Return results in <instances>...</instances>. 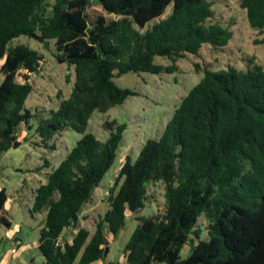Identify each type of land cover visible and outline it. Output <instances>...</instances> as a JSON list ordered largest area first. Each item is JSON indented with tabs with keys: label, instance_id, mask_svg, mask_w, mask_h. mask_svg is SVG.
<instances>
[{
	"label": "trees",
	"instance_id": "trees-1",
	"mask_svg": "<svg viewBox=\"0 0 264 264\" xmlns=\"http://www.w3.org/2000/svg\"><path fill=\"white\" fill-rule=\"evenodd\" d=\"M0 0V158L27 143L21 126L47 144L66 130L81 137L35 194L30 213L44 214L38 248L43 264H94L110 253L127 214L147 207L149 189L163 183L165 210L141 216L123 254L128 264H264V67L213 70L176 108L162 135L148 140L136 159L126 156L109 190V209L95 231L81 226L85 206L115 166L128 127L107 122L106 141L89 132L96 112L107 113L137 91L117 80L129 73L175 74L177 62L199 56L205 45L227 47L230 27L212 22L211 0ZM250 26L264 34V0H241ZM170 10V14L167 12ZM27 37L75 70L68 98L47 114L26 103L30 75L44 55ZM262 44V41H257ZM168 60L164 65L157 60ZM26 72V74H22ZM22 75L25 82H18ZM0 190V225L8 201ZM208 222V239L199 226ZM75 230L71 241L65 232ZM191 253L182 257L183 248Z\"/></svg>",
	"mask_w": 264,
	"mask_h": 264
},
{
	"label": "rangeland",
	"instance_id": "rangeland-1",
	"mask_svg": "<svg viewBox=\"0 0 264 264\" xmlns=\"http://www.w3.org/2000/svg\"><path fill=\"white\" fill-rule=\"evenodd\" d=\"M214 3L212 22H218L230 27L234 33L233 40L227 47L214 48L205 45L199 56L188 55L177 62L179 70L175 74L153 75L149 73H129L117 80L119 86L129 88L139 93L130 97L125 104L112 108L107 113L96 112L89 125V132L98 139L106 141L109 132L105 129L107 122L116 121L126 124L128 129L124 135L123 146L118 160L106 176L101 187L96 189L92 201L85 206L81 226L95 231L96 221L109 209V190L113 187L118 176L121 161L126 156L133 159L139 155L142 147L150 139L159 138L167 123L171 120L176 108L189 91L199 83L204 76V68L213 70L233 67L247 70L250 67L249 58L255 57L256 63L264 67V34L250 26L246 11L240 6L241 0H211ZM95 4L92 8L99 10ZM171 8L167 11L170 14ZM262 41V44H257ZM25 45L44 55L41 70L30 75L29 82L34 91L29 96L26 106L34 113L47 114L56 108L58 103L68 98L75 81V70L61 64L54 57V44L50 49L38 41L21 37L12 46ZM164 65H170L168 60H157ZM26 74V72H22ZM18 82L25 80L20 75ZM34 129L20 127L19 138H28L18 149H12L0 158V190L6 188L8 201L3 214L11 223L10 227L0 225V264H43V256L38 248L40 229L45 215L32 217L36 189L46 182L48 172L56 168L81 137L78 133L66 130L57 134L47 144L43 143L37 132V117L32 120ZM38 164L43 172L37 170ZM165 187L163 183L152 185L149 189L147 207L142 212L127 214L124 230L118 236L109 234L110 253L98 264H128L124 259V248L135 231L137 217H155L165 210ZM199 226L203 230L202 239H208V222L202 217ZM11 232L14 234L11 235ZM75 230L67 232L72 238ZM20 238L23 246L14 255L13 237ZM191 253V245L187 244L182 250V257L187 258Z\"/></svg>",
	"mask_w": 264,
	"mask_h": 264
},
{
	"label": "built area",
	"instance_id": "built-area-1",
	"mask_svg": "<svg viewBox=\"0 0 264 264\" xmlns=\"http://www.w3.org/2000/svg\"><path fill=\"white\" fill-rule=\"evenodd\" d=\"M13 239H14L15 247L12 249V253L14 255H16V254H18L19 250L23 246V242H22V240L20 238H18L16 236H14Z\"/></svg>",
	"mask_w": 264,
	"mask_h": 264
},
{
	"label": "crops",
	"instance_id": "crops-1",
	"mask_svg": "<svg viewBox=\"0 0 264 264\" xmlns=\"http://www.w3.org/2000/svg\"><path fill=\"white\" fill-rule=\"evenodd\" d=\"M40 165H41V164H38V166H37V170L40 171V172H43V170L41 169ZM50 172H51V171H50ZM50 172H48V174H49ZM46 180H47V178H46ZM44 183H45V182H43L42 184H44ZM39 186H40V185H39ZM36 190H37V189H36ZM67 232H68V231H67ZM67 232H65L64 237H65L66 240L71 241L73 237H72L71 239L68 238V237L66 236ZM75 232H76V231H75ZM12 234H14V232H11V235H12ZM74 234H75V233H74ZM73 236H74V235H73ZM124 259H125V257H124ZM98 263H100V262H98ZM98 263H94V264H98Z\"/></svg>",
	"mask_w": 264,
	"mask_h": 264
}]
</instances>
